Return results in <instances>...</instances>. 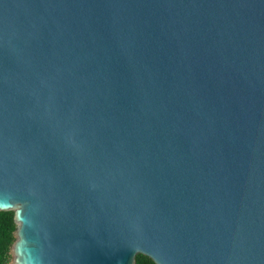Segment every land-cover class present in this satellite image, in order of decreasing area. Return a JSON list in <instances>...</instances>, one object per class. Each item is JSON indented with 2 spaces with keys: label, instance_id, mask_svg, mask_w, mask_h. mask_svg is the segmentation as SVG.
Masks as SVG:
<instances>
[{
  "label": "water",
  "instance_id": "water-1",
  "mask_svg": "<svg viewBox=\"0 0 264 264\" xmlns=\"http://www.w3.org/2000/svg\"><path fill=\"white\" fill-rule=\"evenodd\" d=\"M9 264H264V0H0Z\"/></svg>",
  "mask_w": 264,
  "mask_h": 264
},
{
  "label": "trees",
  "instance_id": "trees-1",
  "mask_svg": "<svg viewBox=\"0 0 264 264\" xmlns=\"http://www.w3.org/2000/svg\"><path fill=\"white\" fill-rule=\"evenodd\" d=\"M14 223L13 212L0 211V264H9L11 261L10 249L14 242ZM136 264H155L150 258L138 255Z\"/></svg>",
  "mask_w": 264,
  "mask_h": 264
}]
</instances>
